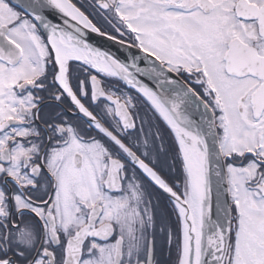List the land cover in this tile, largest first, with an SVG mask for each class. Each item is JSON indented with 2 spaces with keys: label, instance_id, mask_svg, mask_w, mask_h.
<instances>
[{
  "label": "snow or ice",
  "instance_id": "6c2138e0",
  "mask_svg": "<svg viewBox=\"0 0 264 264\" xmlns=\"http://www.w3.org/2000/svg\"><path fill=\"white\" fill-rule=\"evenodd\" d=\"M0 264H264V0H0Z\"/></svg>",
  "mask_w": 264,
  "mask_h": 264
},
{
  "label": "water",
  "instance_id": "95a60500",
  "mask_svg": "<svg viewBox=\"0 0 264 264\" xmlns=\"http://www.w3.org/2000/svg\"><path fill=\"white\" fill-rule=\"evenodd\" d=\"M97 43L100 44L101 46H105V42L102 41V40H99V39H98V40H97Z\"/></svg>",
  "mask_w": 264,
  "mask_h": 264
}]
</instances>
